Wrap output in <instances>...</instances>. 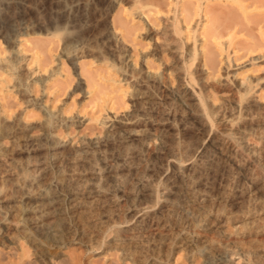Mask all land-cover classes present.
Wrapping results in <instances>:
<instances>
[{"label": "bare ground", "instance_id": "bare-ground-1", "mask_svg": "<svg viewBox=\"0 0 264 264\" xmlns=\"http://www.w3.org/2000/svg\"><path fill=\"white\" fill-rule=\"evenodd\" d=\"M119 1L149 26L151 12L159 19L153 49L138 67L111 25L102 38L124 50L114 56L111 49L112 58L81 37L64 48L73 61L89 56L106 70L81 91V102L96 95V116L35 97L37 70L25 73L20 57L0 52L2 82L41 114L17 127L0 123V248L22 240L41 264L65 263L76 245L136 264H168L178 251L190 262L264 264V0ZM207 2L230 9L214 10L204 39L197 29ZM240 31L248 43L238 49ZM154 57L158 67H147ZM45 71L42 86L56 72ZM215 85L231 97L212 95ZM158 92L178 113L156 111L164 101ZM71 126L84 129L75 138L59 132ZM240 178L246 187L236 192ZM237 199L249 206L233 211ZM144 247L152 256L141 255Z\"/></svg>", "mask_w": 264, "mask_h": 264}, {"label": "rangeland", "instance_id": "rangeland-1", "mask_svg": "<svg viewBox=\"0 0 264 264\" xmlns=\"http://www.w3.org/2000/svg\"><path fill=\"white\" fill-rule=\"evenodd\" d=\"M190 1L191 0H184L185 5H189ZM216 8H221L223 10L230 9L224 4L207 2L205 6L207 19L203 20L197 29L199 38H204L205 35L212 30L213 23H216L214 22L213 14ZM153 14L154 13L151 12L146 16L149 24H151V26H149L147 21H144V18L141 21L138 18L136 19L135 9L132 10L129 4L120 2L119 0H0V52L3 54L10 51L12 54L20 57L25 73L34 69L37 70V73L30 78L32 94L35 97L49 100V104L52 106L63 107L65 113L78 110L81 112V115L88 119L92 115H98V113H96V95L81 102V91L82 89H87V78L89 76L92 75L98 79V74H104L106 70L94 64L92 58L89 56H82V58L77 61L68 58L64 51L66 44L75 37H81V41L85 40L84 42L86 43H95L94 45H96V47H101L104 52H107L110 58H112V54L115 56L118 54V51L122 53L125 50L122 54L131 55L129 59L130 62L138 67L140 65L141 56L150 53L155 43L154 35L151 34V32H153V28H157L159 25V19H154ZM224 18L220 19L218 23H223L225 20ZM110 25L119 31L127 44H125L127 46L125 47L126 49H120L122 52L118 50L119 48L117 46L116 51L113 41L111 42L110 40L102 38L103 33ZM99 33H101V35ZM246 39L247 33L240 31L235 38V47H239L238 49H240L245 46L248 43ZM208 48L209 45L206 44L205 49ZM111 49H114V52ZM156 59L155 57L150 58L147 62V67L149 66L152 69L158 67ZM161 59H163L162 62L165 63L168 57L164 54L161 55ZM51 69H54L56 72L55 75L51 77V80L44 84V90V85L42 86L39 80L41 77L49 74L45 70L51 71ZM3 79H5V76H1L0 72V111L3 112L1 120H4V122L2 121L0 123H5L7 119V124L17 127L18 125L16 124L20 123L22 119L36 121L41 118V114L37 110L31 108L25 109V105L22 104L21 95L15 90H11L10 86L8 87L11 83H4L2 82ZM209 81H207L208 85L206 84L207 88L211 83V80ZM97 82L98 84L101 83L100 80H97ZM169 82L176 85L174 79H171ZM172 83L171 85H173ZM106 88L111 89V86H106ZM210 89L214 92L212 95L215 94L217 97H231L229 89H222V87L219 86L213 88L215 91H213L212 88ZM158 94L162 95L158 96H160L159 98L161 101H164L160 103L161 105L163 104L162 106L160 104L157 106L158 109L156 111L160 110L161 112L163 111V113L166 111L164 114L170 112L172 115L178 113V106L176 104L175 107L171 106L170 104H172V102L169 100V97H164V94L160 92H158ZM112 96L114 95L112 94ZM165 100L169 102L170 110H168L169 107ZM166 105L167 108H165ZM161 107H163L162 110ZM173 108L175 109L173 110ZM154 116L157 115L155 114ZM188 122L190 121L188 120ZM81 129H84V127L78 128L71 126L68 130L61 129L59 132L65 133L67 131L71 137L75 138L81 133ZM2 142L5 147L11 146V141L7 138H3ZM154 165H156L157 167L155 168L159 170V162L154 163ZM241 180L243 179L240 178V180H236L232 185L234 188L237 185L235 189L232 188L233 190L238 189L236 192L246 187L245 180ZM237 200L234 205L238 203L242 205L238 204L240 206H237L238 208L233 205L231 207L233 211L238 210L239 212V209L243 211L249 206H244L247 202L243 204V201H240V199ZM144 246H146V243H144ZM87 250L88 249H85V247L81 245L70 246L66 254L62 257V259L65 258V260H67L63 263L136 264L130 260V256L128 259L126 258V260L121 259L120 253L117 254L118 252H112V254H109L111 255L110 257L108 255L106 258H98ZM146 250H148L151 255L150 249L147 248L142 251V256ZM146 255L147 256L144 254L145 258H148L147 251ZM193 258H190V262L187 256H184V253H179L178 251L173 254L168 264H204L203 258L200 256H195ZM55 263L63 264L62 262L59 263V260ZM0 264L41 263L36 260L32 249L26 242L20 240L14 246L10 245L0 248Z\"/></svg>", "mask_w": 264, "mask_h": 264}]
</instances>
